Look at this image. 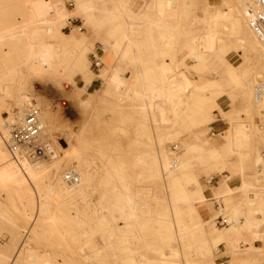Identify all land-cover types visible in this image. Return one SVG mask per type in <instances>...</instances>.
Here are the masks:
<instances>
[{
    "label": "bare ground",
    "instance_id": "1",
    "mask_svg": "<svg viewBox=\"0 0 264 264\" xmlns=\"http://www.w3.org/2000/svg\"><path fill=\"white\" fill-rule=\"evenodd\" d=\"M7 1L3 12V23L9 29L17 27L18 23L9 6L14 0ZM74 1L72 11L60 5L59 13L53 14L49 11L48 19L41 9L42 6L35 5V22L43 26L42 28H45L55 41L54 43H41L39 38V42L34 43L38 48L34 51L40 54L36 53V55L41 56L43 60L54 62V60L65 59L66 54L72 50L74 45L78 46L79 53L88 47L86 37L83 33L78 34V29L71 30L69 36H65L62 32L65 21L74 16L82 17L87 27L92 30H97L100 26L98 13L106 20L129 19L125 21V27L120 31H111L107 34L112 44L111 50H114L116 46L117 34L122 36L121 39L127 44L123 51L124 56L129 51L134 52L138 48L139 40L132 39L130 36L132 34L134 36L135 34L143 35L142 40L145 41L152 58L156 59L160 56L165 57L167 50L173 49L175 38L187 31L185 32L187 37L185 38L184 57L178 59L176 55L175 59H171L169 63L160 61L156 66L141 74V92L133 88L128 89V92L135 97L142 93L146 98L143 113L150 120L151 125L170 127L171 131L157 140L159 145L178 139L195 129L198 130L205 126L210 129L209 133H193L189 137L193 141L192 144H188L187 139H184L182 150L190 151L192 154L183 161L179 160L177 155L169 158L165 150L161 149L158 159L154 158L151 162L146 161L149 154H138L133 158L135 166L141 171L135 176L127 173V167L122 161L110 166V169L107 168L105 173L108 181L103 183L104 186L101 188V201L104 200L106 203L99 205V211L108 210L110 217L106 218L100 214L96 218V223L104 231L111 230L114 221H120L122 225L115 235L118 238L124 237L125 233L136 224L142 227L150 226L153 227L156 241V245H106L110 256L113 257V261L108 264H195L189 260V255L192 252L191 249L196 250L197 247L203 245L202 242L215 244V248L223 244L226 249L234 251L239 247L240 239L247 240L249 249L253 250V254H257V246L253 243L264 241V185L260 187L257 184L261 180L264 182V154L259 152L261 144L264 148V124L258 126L246 120L253 112H256L260 115L259 117L263 118L264 123V77L261 76V72H264V46L249 30L245 18L246 9L254 6L256 0H241L242 2L236 7L231 5L230 1L237 3L238 0H223L214 3L206 1L203 16L198 18L197 22L195 20V28L199 26L197 30L194 29L195 31L188 30L183 25L186 19L192 20L193 18L187 9L194 5L195 0H143L142 9L136 13L129 10L127 1L124 0H118L115 6H108L104 2H100L97 6L93 0ZM133 25L139 27L134 29ZM28 26L29 24L23 23L22 27H19L25 31L24 28ZM127 26H130V29ZM30 31L33 36L35 35L32 39L37 40L38 28ZM154 32L159 36V43H155L152 38ZM12 34L10 31L4 33V29L0 26V60L2 62L7 55L4 47L11 43L8 52L16 50L17 41ZM239 50L246 53L254 69L250 70L240 62L233 63L232 59ZM211 60H213L212 63H210ZM78 64L79 58L76 59V66ZM216 64L222 68L220 72L211 68ZM197 66L201 69L194 77L190 71ZM256 67L260 72H256ZM114 87L118 88V85ZM0 89L5 94L1 95L3 98L9 96L15 102L16 110L5 122L6 128L3 127L6 129L2 130L6 136H0V138L4 143L10 126L12 128L20 121L32 104L27 94L22 96V91L16 85L14 87L8 84ZM40 89L43 90V85ZM58 89L60 91L58 83L51 84L53 92ZM74 89L72 85V91ZM42 100L38 99V101ZM221 101L227 103L228 113L222 112ZM67 106L68 109L72 108L70 100ZM42 108L43 135L47 139L50 136L46 127L50 125L52 129L54 120L51 114V117H47L48 111L45 120L44 110L48 108V105ZM224 118L228 119L225 127L217 128L216 133L210 134L211 126L218 119ZM2 120L0 117V124ZM65 145L68 147V144ZM175 145L178 151L179 147ZM4 147L5 145L3 146L0 141V183L5 186V200L12 208L21 212L25 221V228L23 227L24 230L20 234L17 249L5 261V264L21 263L20 261L24 259L22 257L21 260V254L25 251L29 259L36 256L33 260L34 264L76 263L75 257L70 259L73 254H69V259L62 255L63 263H60V261L55 262L52 258L54 254L49 252L38 253L31 258V253L26 249L27 245L32 244L33 240L46 232V228L53 231L56 229V222L49 219L50 197L56 196L61 202L57 210L58 216L56 215L61 226L68 228L72 225L90 226L94 223V218H89L87 215L90 191L98 188L94 185L95 179L91 171L80 166L67 170V172L72 171L79 175L80 182L76 185L63 182L64 173L60 174L56 184L52 185L54 182H50L43 185L38 181V176L42 174L45 161L48 163L47 160L37 162L22 160L20 164H17ZM62 150L66 149L62 148ZM82 153L86 154V152ZM216 156H220L221 161L215 162ZM57 159L56 152L48 157L49 161ZM210 162L214 163L221 178L216 186H210L211 177L204 176L206 187L214 189V199L220 205L217 213L226 218L229 224V228L223 227L220 228L221 230H217L214 224L217 216L209 222L203 221L201 217V214L211 204L205 197L204 187L200 182V177L195 174L196 170L194 171L193 166L201 168L203 164ZM140 177L157 183L160 186L159 192L163 189L166 194L163 200L158 198L160 193L153 189L144 191L145 197L141 200L138 197L141 192L132 187L134 180ZM98 184L102 186V183ZM188 184L194 187V197L199 202L198 206L195 205L192 196L185 192ZM74 201H82L84 204L77 205ZM82 217H86L89 222L80 220ZM60 225H58L59 228ZM196 229L201 230V240H198L199 244L195 242L193 245H188L193 239V233L197 232ZM56 233L59 235L58 230ZM209 234H212L210 240L208 239ZM132 238L135 241L140 239L138 236ZM83 246L79 247L77 257L80 256L81 261L87 262L90 255L85 253ZM163 249H166L168 258L161 257L160 253ZM150 250H153V255L150 254ZM219 251L217 249L216 253ZM203 253L201 257L208 254L206 251ZM178 256L179 261H177ZM257 262L258 260L251 258H239L234 264H257Z\"/></svg>",
    "mask_w": 264,
    "mask_h": 264
},
{
    "label": "rangeland",
    "instance_id": "2",
    "mask_svg": "<svg viewBox=\"0 0 264 264\" xmlns=\"http://www.w3.org/2000/svg\"><path fill=\"white\" fill-rule=\"evenodd\" d=\"M93 1L97 3V6H99L100 2H104L108 6H115L118 0ZM206 1L208 0H195L194 5L187 9L190 16L193 17L192 20L189 19L184 24L188 30L195 31L194 29L197 30L199 28V26L195 28L194 24H196L198 18L203 16V9ZM209 1L214 3L215 1L223 0ZM7 2V0H0V26H2L4 29V33L9 31L13 33L12 37H15L17 42L15 44L16 50L14 51L8 52L11 43L3 48L5 49V52H7V55L4 59V62L6 63L0 60V87H6L8 84L13 85L14 87L16 85L18 88H20V91H22V96H24L26 93L30 98L32 106H35L40 110L41 116L43 115L42 107L44 105H48V108L44 110V119L46 118V114L49 112L47 117H49L51 114L52 119L54 120L53 128L51 129L49 125L48 128L46 127V131L48 130L47 133L50 136L47 138V140L53 146L54 151L58 155V159L54 161H49L48 157L40 159L47 160L48 163L45 161V166L42 169V171L45 172H42V174L38 176V181L43 185H47L50 182H54L52 185L56 184L61 173H64L73 167L80 166L83 169L86 168L85 170L91 171L95 179L94 185L98 187L96 189H91L88 200L89 206L87 215L89 218H94V223H91L90 226L72 225L68 228L61 226L57 218V210L61 206V202L56 196H54L55 198L50 197L51 199H49V202L51 204V208L49 211V219L50 221L52 220V222H56V229L53 231L46 228V232L40 234L38 236L39 238L37 237L35 239L36 241H32V244L27 245L26 250L31 253V258L38 253H52L54 254L52 255L53 260L55 262L60 261V263H63V259L61 257L62 255L69 259V254H73L70 259L75 257L76 263L74 264H108L109 262L113 261V257L110 256V251L106 245H156L153 227H142L140 225L137 226L136 224L133 228H130L125 233L124 237L118 238V236L115 235L119 227L122 225L120 221H114L112 223L111 230L107 229L103 231V228H101L100 225L96 223V218L100 214L106 218L110 217V212L108 210L104 209V211H99V205L106 203L104 200L101 201V188L104 186L103 183L108 181V177L105 173L107 168L110 169V166L122 161L127 167V173L135 176V174L141 171L135 166V163L132 161L133 158H135L138 154H149V158H146V161L151 162L154 158L158 159L161 149L165 150V153L169 158H174V156L177 155L179 160L183 161L192 154L190 151L182 150L184 139H187L188 144H192L193 141L189 137L193 133L210 132L209 127L205 126L199 128L198 130L195 129L185 135H182L178 139L169 140L162 145H159L157 140L169 133L171 131L170 127L166 125H159L156 127L151 125L150 120L143 113L145 103L144 100H146V98L142 95V93L140 96L135 97L131 92H128V89L131 88L141 92V74L156 66L158 63H160V61H170L171 59H175L176 55L178 59L183 58L186 44L185 38L187 37L185 32L187 31H184L182 35L175 38L173 49L167 50L165 57L160 56L159 58H156L157 60L152 58L151 52L146 47L145 41L142 40L143 35L135 34L134 36L132 34L130 35L132 39L134 38V40H139L138 48L134 52L129 51L124 56L123 51L125 50L127 44L121 39L122 36L117 34V39L115 41L116 46H114V50H111L112 44L108 40L107 34L111 31H120L125 27V21H129V19L123 18L106 20L105 18L100 17V14L98 13L99 20L101 21L100 26L97 28V30H92L87 27L85 20L82 17L74 16L68 18L65 21L62 32L65 34V36H69L71 30L78 29L79 33H77H83L86 37L88 47L79 53L78 46L74 45L72 50L66 54L65 59L63 58L59 61L54 60V62L47 60V62L46 60H43L41 56H39L40 54L38 52H35L37 51V45L34 43L38 41L39 38L41 43H54L55 41L53 37L50 36V33L47 32L45 28H42L43 26L35 22V5L40 4L42 6L41 9L45 12V16L48 19L49 11L50 13L58 14L60 5L66 8L68 11H72L75 1L14 0L12 3L10 2L9 6L12 12L15 14V19L18 25L17 27H10L9 29L6 28L7 25L3 23V12L4 7L7 6ZM230 2L231 5L236 7L242 1L238 0L237 3L233 1ZM70 3L72 6H69ZM126 4L129 7V10L136 13L142 9L143 1L131 0L127 1ZM70 19H76V21L70 25L67 23ZM23 23H27L30 26L27 27L28 29L24 28L25 31L20 28L22 27ZM133 26L131 27L134 29L139 27L138 25H136V27L135 25ZM190 26L194 27L191 28ZM79 27H81V30H79ZM129 27L130 26H127V28ZM37 28V40H34L32 37H35V35L33 36V33L30 30ZM25 38L27 40H25ZM152 38L155 43H159V36L156 32L153 33ZM36 53L39 55H36ZM92 53H96L97 56L100 57V60L102 56L101 62L103 64L98 70L91 64L93 60L91 57ZM77 58H79V64L76 66ZM232 61L235 64L240 62L250 70L254 69L252 61L249 60V57L243 51H237ZM212 62L213 60L210 61V63ZM198 67L199 66L195 67L194 69L200 70L201 67ZM211 68L217 72L222 70V68L217 64ZM255 69L256 72H260L257 67ZM191 75L196 77L198 72L197 74L193 73ZM261 76L264 77V72H261ZM69 82L71 83V86L73 85L75 87L71 96L65 95L68 88L66 90L62 89L63 84ZM52 83H58V85H60V91L58 89L56 92H53L51 90ZM91 83L92 86L88 87ZM40 84L43 85L42 95L33 96L29 91V86H35V89L38 91L41 88ZM87 84L88 86L84 87V85ZM117 85L118 88H115L114 86ZM8 92L9 91L6 93ZM2 94L4 93L0 89V117L3 119V122L0 124V136L5 137L6 134L2 131L4 129L3 127L6 128V126H4L5 122H7L12 117L16 110L14 106L15 102H13V100H11L7 94L6 96L8 98H3L1 96ZM38 99L43 100L38 101ZM68 100H70L72 106V108L69 109L68 106H66V102L68 103ZM63 102H65V104H62ZM221 104L224 109H227V103L225 101H221ZM259 116L260 115L256 112H253V114L246 121H249L248 123L251 121V124L254 123L255 125L260 126L264 123L262 122L263 118ZM227 123L228 119L226 118L218 119V121L211 126L212 130L210 134L216 133L217 130L215 126L221 125L225 127ZM0 141L4 146L3 140L1 138ZM65 144H68V147ZM175 144L178 145L179 150L172 152V146ZM259 147V152L264 154L263 145L261 144ZM62 148L66 150H62ZM82 152H86L88 156ZM79 156L83 157L80 158ZM219 161H221L220 156H216L215 162ZM207 165L208 164H203L201 168H198L195 165L193 166L194 171L196 170L195 174L200 177V182L204 188L206 187L204 171H207ZM223 174H225L224 171ZM220 178L221 177L218 175H213L209 185L216 186ZM134 181L135 183L132 187L134 190L141 192V194L138 195L141 200H144V191L147 189H153V191L157 190L158 192L160 190V186L152 180L140 177ZM98 183H102V186ZM257 184L261 187L264 185V182L261 180L258 181ZM4 188V184L0 183V264H5V261L13 255L19 244L21 236L20 234L25 228V221L21 212H18L16 208H12L5 200L6 194ZM185 192L188 195H193V185H186ZM159 193L160 194H158V198L163 200V198L166 196L163 189H161V192ZM74 202H76L75 204L77 205L84 204L82 201ZM82 219L88 221L86 217L80 218V220ZM228 221L230 222V220ZM214 224L218 230L223 228L216 224V221ZM58 225H60V228ZM57 230L60 236L57 235ZM83 231L84 234H82ZM196 231L197 232L193 233V239L188 245H193L195 242L199 244L198 240H201V230L196 229ZM133 236H138L140 239L135 241L132 238ZM57 237H59L58 239L60 241L57 239ZM239 241H243L244 244L248 243L244 239H240ZM201 244L203 245L197 247L196 250L191 249L192 252L189 255L190 261L194 262L195 264H211V262H215L216 264L221 262L224 263L223 260L219 259V252H215L217 249H222L221 246L215 248L216 245L211 244L210 242H202ZM81 245H84L83 247L85 253L90 255V259L87 262L81 261L80 256L77 257L79 251L78 249ZM260 247L264 246L261 245ZM241 249H245V247H242ZM237 250L240 252V248ZM152 251L153 250H150L151 255H153ZM203 251L208 252L207 256L205 255L204 257H201L202 254H204ZM227 251L229 250L227 249ZM25 252L21 254V260L23 258L24 259L20 261L21 263L19 264H34L33 260H35L34 258L36 256L33 259H29L27 256L28 253ZM92 253H94V255ZM244 253L245 252H241L238 256L240 258L245 257L258 260L257 264H264V260L260 259L261 257L258 254L245 255ZM160 254L162 258H168L166 249L161 250ZM55 255H57V257ZM224 255H229L231 257L232 254L230 252H225ZM179 259L180 257L178 256L177 261H179ZM236 260V258H233V261Z\"/></svg>",
    "mask_w": 264,
    "mask_h": 264
},
{
    "label": "built area",
    "instance_id": "3",
    "mask_svg": "<svg viewBox=\"0 0 264 264\" xmlns=\"http://www.w3.org/2000/svg\"><path fill=\"white\" fill-rule=\"evenodd\" d=\"M69 6H72L70 3ZM245 18L249 30L264 46V0H256L254 6H250L245 11ZM77 28V27H76ZM81 30V27H79ZM91 64L97 70L100 69L102 62L96 53L91 54ZM41 85V84H40ZM33 85L29 86V91L33 96H40L43 90H36ZM68 88V89H67ZM66 90L65 95L71 96L73 93L71 83H65L62 86ZM44 125L41 120L40 110L35 107H29L25 116L18 121L10 131L6 138H4V145L11 157V159L20 164L22 160L37 162L42 158L54 155V148L51 143L44 138ZM173 151H177V146H172ZM63 182L70 185H76L80 182L79 175L72 171H65L63 175ZM215 210H219L220 205L214 199ZM216 224L220 227H228L227 219L221 215H217ZM219 264H224L223 262Z\"/></svg>",
    "mask_w": 264,
    "mask_h": 264
},
{
    "label": "crops",
    "instance_id": "4",
    "mask_svg": "<svg viewBox=\"0 0 264 264\" xmlns=\"http://www.w3.org/2000/svg\"><path fill=\"white\" fill-rule=\"evenodd\" d=\"M125 1H131V0H125ZM143 1V0H142ZM129 8V7H128ZM133 12V11H132ZM138 12V11H137ZM188 19H186L184 22H183V25L185 24V22L187 21ZM76 21V19H70L68 20V24L72 25V23ZM68 26V25H67ZM184 57V55H183ZM165 63H169L170 61H164ZM213 69V68H212ZM200 70H196V69H192L190 72L191 74L195 73L197 74V72L199 73ZM88 86V84H87ZM92 86V83L88 86V87H91ZM84 87H86V85H84ZM66 106H67V102H66ZM228 109H224L222 107V112L224 113H228L227 112ZM216 130L217 128L218 129H222L224 128L223 126L221 125H217L215 126ZM203 137V136H202ZM211 163V164H210ZM210 163H207L208 165L206 166L207 168V171H204L205 172V177H213V175H219V171L218 169L215 167V165H213L214 163L213 162H210ZM206 165V164H205ZM204 193H205V197L206 199L208 200V202L211 204L210 207H208V209L206 211H204L202 214H201V217L204 219H202L203 221H206V222H209V221H213L214 218L218 215L217 211L215 210V207H213L214 203L211 202L214 200V189H209L207 187L204 188ZM192 198L194 199V203L195 205H199V202L197 199H195L194 197V192H193V195H191ZM202 224V223H201ZM202 227H203V224H202ZM216 227V226H215ZM218 230V228H216ZM212 237V234H209L208 235V239L210 240V238ZM247 241V240H246ZM243 241H239L238 242V245H240L238 248H240V252H238V248L236 250H229L227 251V249L225 248V246L223 244H221L220 246L222 247V249H220L219 251V259L220 260H223L225 264H234L235 261H233V258H236V259H239L240 257L238 256L239 253L241 252H245L244 254L245 255H249V254H253V250L249 249L248 245L249 243H242ZM248 242V241H247ZM246 245V246H245ZM254 246H257L256 248V251H257V254L261 257L260 259H263L264 260V247H260L261 245L263 246L264 245V241H261L260 243L259 242H254L253 243ZM242 247H245V249H241ZM250 250V251H249ZM260 251V252H259ZM216 252V251H215ZM225 252H230L232 255L231 257L229 255H224ZM245 258V257H243ZM237 261V260H236ZM260 261V260H259ZM211 264H216L215 262H211Z\"/></svg>",
    "mask_w": 264,
    "mask_h": 264
},
{
    "label": "flooded vegetation",
    "instance_id": "5",
    "mask_svg": "<svg viewBox=\"0 0 264 264\" xmlns=\"http://www.w3.org/2000/svg\"><path fill=\"white\" fill-rule=\"evenodd\" d=\"M62 104H65V102H63Z\"/></svg>",
    "mask_w": 264,
    "mask_h": 264
}]
</instances>
